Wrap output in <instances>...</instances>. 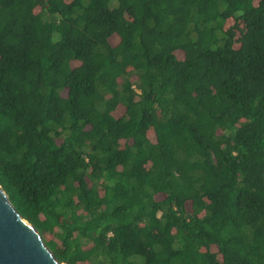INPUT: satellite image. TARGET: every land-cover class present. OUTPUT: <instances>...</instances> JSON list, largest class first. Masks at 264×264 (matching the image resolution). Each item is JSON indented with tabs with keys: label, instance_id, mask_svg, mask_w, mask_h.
Instances as JSON below:
<instances>
[{
	"label": "trees",
	"instance_id": "16d2710c",
	"mask_svg": "<svg viewBox=\"0 0 264 264\" xmlns=\"http://www.w3.org/2000/svg\"><path fill=\"white\" fill-rule=\"evenodd\" d=\"M0 186L66 264H264V0H0Z\"/></svg>",
	"mask_w": 264,
	"mask_h": 264
},
{
	"label": "water",
	"instance_id": "95a60500",
	"mask_svg": "<svg viewBox=\"0 0 264 264\" xmlns=\"http://www.w3.org/2000/svg\"><path fill=\"white\" fill-rule=\"evenodd\" d=\"M0 264H66L54 256L34 226L22 218L1 186Z\"/></svg>",
	"mask_w": 264,
	"mask_h": 264
},
{
	"label": "rangeland",
	"instance_id": "374dc122",
	"mask_svg": "<svg viewBox=\"0 0 264 264\" xmlns=\"http://www.w3.org/2000/svg\"><path fill=\"white\" fill-rule=\"evenodd\" d=\"M150 136L153 138V136H154V135H153V134H151Z\"/></svg>",
	"mask_w": 264,
	"mask_h": 264
}]
</instances>
